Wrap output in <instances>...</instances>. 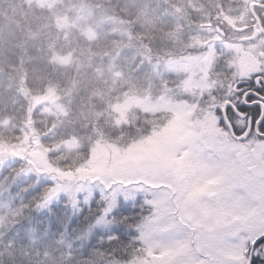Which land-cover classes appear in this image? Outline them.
Segmentation results:
<instances>
[{
	"label": "snow or ice",
	"instance_id": "snow-or-ice-1",
	"mask_svg": "<svg viewBox=\"0 0 264 264\" xmlns=\"http://www.w3.org/2000/svg\"><path fill=\"white\" fill-rule=\"evenodd\" d=\"M0 264H264V0H0Z\"/></svg>",
	"mask_w": 264,
	"mask_h": 264
}]
</instances>
